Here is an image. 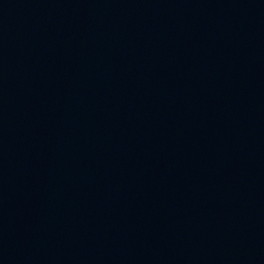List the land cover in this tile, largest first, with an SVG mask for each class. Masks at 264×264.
<instances>
[{
    "label": "water",
    "instance_id": "95a60500",
    "mask_svg": "<svg viewBox=\"0 0 264 264\" xmlns=\"http://www.w3.org/2000/svg\"><path fill=\"white\" fill-rule=\"evenodd\" d=\"M264 76V0H0V264H74Z\"/></svg>",
    "mask_w": 264,
    "mask_h": 264
}]
</instances>
